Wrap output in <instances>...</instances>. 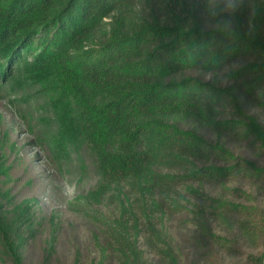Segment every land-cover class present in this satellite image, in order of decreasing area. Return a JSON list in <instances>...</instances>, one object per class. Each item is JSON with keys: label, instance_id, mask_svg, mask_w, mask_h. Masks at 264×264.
<instances>
[{"label": "trees", "instance_id": "obj_1", "mask_svg": "<svg viewBox=\"0 0 264 264\" xmlns=\"http://www.w3.org/2000/svg\"><path fill=\"white\" fill-rule=\"evenodd\" d=\"M149 1L0 0V81L24 72L68 112L64 142L86 146L99 175L91 199L124 213L104 223L119 264H148L144 229L158 256L150 264H233L245 248L263 251L248 264H264V206L209 198L185 260L151 222L178 186L264 190V4L237 12L219 0L210 17L205 0H169L161 22L143 10ZM9 196L0 185V264H31L30 207H10ZM54 248L39 264H53Z\"/></svg>", "mask_w": 264, "mask_h": 264}, {"label": "rangeland", "instance_id": "obj_2", "mask_svg": "<svg viewBox=\"0 0 264 264\" xmlns=\"http://www.w3.org/2000/svg\"><path fill=\"white\" fill-rule=\"evenodd\" d=\"M224 1L225 10L249 13L264 4V0H237L230 10L229 0ZM142 8L146 13L152 10L163 22L170 17L174 2L150 0ZM44 88L45 83L21 71L10 80L0 81V185L9 192L7 205L30 207L37 237L30 242L28 261L39 264L44 248L53 241V264H73L76 258L78 264H119L113 252L115 240L104 223H111L124 213L115 209L113 202L98 204V200L91 199L99 182L92 154L82 144L73 152L75 144L64 142L59 114L67 111L64 106L57 107L54 95L43 93ZM162 196V211L154 214L151 222L161 239L183 250V260L192 254L184 244L185 236L200 228L194 220L200 209L210 205L209 198L264 206V190L255 183L239 181L225 187L190 183ZM174 202L178 206L170 208ZM141 234L139 244L150 264L158 256L146 243L150 233L144 229ZM158 245L157 249H163L162 243ZM261 252L259 248H245L229 263L248 264V257H258Z\"/></svg>", "mask_w": 264, "mask_h": 264}, {"label": "clouds", "instance_id": "obj_3", "mask_svg": "<svg viewBox=\"0 0 264 264\" xmlns=\"http://www.w3.org/2000/svg\"><path fill=\"white\" fill-rule=\"evenodd\" d=\"M237 0H229L228 8L231 10L234 8ZM219 0H205L206 12L211 17L216 12L217 4ZM221 27H227L226 25H221Z\"/></svg>", "mask_w": 264, "mask_h": 264}]
</instances>
